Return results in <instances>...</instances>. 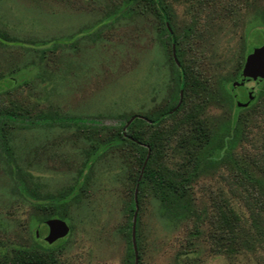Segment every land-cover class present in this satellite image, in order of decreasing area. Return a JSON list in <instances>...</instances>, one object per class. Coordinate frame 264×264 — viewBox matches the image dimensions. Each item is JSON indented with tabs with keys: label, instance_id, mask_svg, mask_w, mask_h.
Instances as JSON below:
<instances>
[{
	"label": "rangeland",
	"instance_id": "rangeland-1",
	"mask_svg": "<svg viewBox=\"0 0 264 264\" xmlns=\"http://www.w3.org/2000/svg\"><path fill=\"white\" fill-rule=\"evenodd\" d=\"M161 4L175 43L142 1L0 0V31L23 43L0 45V79H15L0 83V111L22 119L8 132L10 156L0 143V264L31 250L41 251L47 264H122L134 192L137 264H264V238L253 252L229 253L210 237L211 221L228 209L241 228L251 231L253 220L264 228V80L252 88L250 103L243 88L231 87L246 56L264 47V0ZM172 46L194 82V93L179 104ZM170 106L176 111L158 126L131 129L158 135L156 152L143 164L178 181L193 170L187 164L192 146L183 144L193 125L184 117L197 110L213 138L215 164L186 181L181 204L189 211H165L149 181L134 183L142 154L115 131L131 115L152 117ZM48 113L100 129L37 118ZM234 121L235 130L226 131ZM25 187L46 198L77 193L62 219L69 232L53 251L33 240L49 213L23 197Z\"/></svg>",
	"mask_w": 264,
	"mask_h": 264
},
{
	"label": "trees",
	"instance_id": "trees-1",
	"mask_svg": "<svg viewBox=\"0 0 264 264\" xmlns=\"http://www.w3.org/2000/svg\"><path fill=\"white\" fill-rule=\"evenodd\" d=\"M132 1H142L145 5H149L150 8L155 10L160 19V25L163 32L167 35L168 40L175 43L173 37H171L168 29L165 24L167 21L164 8L161 4V0H132ZM260 33V32H258ZM257 35V34H256ZM258 36V35H257ZM259 38V36H258ZM260 39V38H259ZM262 43V42H261ZM23 43H19L15 39L8 37L5 33L0 31V45L1 46H14L20 45ZM249 51V50H248ZM176 52V51H175ZM178 56L177 53H175ZM176 70L177 77V91H176V100H179V92H181V101L184 96L189 93H194L193 85L194 82L190 78L188 69L184 68L182 65L176 66L173 63ZM237 78H234L235 80ZM15 79L13 78H1L0 83L5 86L13 85ZM264 95V92L262 91ZM223 94V97L228 100L229 95ZM181 105L177 107L176 110L179 109ZM175 106L170 108L163 109L159 111L152 117H144L140 115H131L124 124L115 127L116 136L119 140L134 146L138 153H141V157L139 159V174L135 177L134 183L139 187L143 180L149 181L152 188L153 196L159 201L160 205L163 207L165 211H189V207H184L181 203L184 202L185 198V190H186V181H189L193 174L199 172L203 169V166L211 169L212 164H215L211 159V143H213V138L209 135V133L205 132L204 125L202 121H200L197 117V110L190 109V112L185 115L184 122L190 123L193 125L192 137L189 140L185 139L183 144H190L192 147L187 151L188 163L193 162L192 171L186 175L184 179H180L178 181H174L172 179H165L162 174L158 171L152 170L148 168V162H145V156L149 154V159L151 157L152 152H156L157 150V142L159 141L158 135L153 134L152 136L147 137L146 133L143 129L134 130L131 127L135 124L138 125H153L158 126L166 117H169L174 110ZM44 119H49L51 123L63 125V124H72L74 127L80 130H96V132L100 129V126L94 125V123L89 122L87 119H79V118H67L64 121H61V117L56 113H48L43 114ZM130 119L129 125L124 127L125 123H127ZM18 120H22L20 118L19 113H15L9 110H1L0 111V143L5 147L6 154L8 156L11 155L10 150L7 145V136L9 129L14 126ZM92 121V120H90ZM123 123V122H122ZM235 121L232 124L227 125L226 131L232 129L235 130ZM223 137V136H222ZM222 137L219 138L220 142ZM216 146H218L216 144ZM10 153V154H9ZM186 183V184H185ZM22 195L24 198L28 199L33 206L37 208H41L43 210L48 211L49 217L42 219L35 229H42V227L48 225V218H58L63 219L64 213L67 210V206L69 205L68 199L71 201L77 200V193L72 190L64 191L63 193H58L53 198H46L40 196L36 190L32 188L25 187L23 189ZM131 211L134 210V205L132 203ZM65 222V221H64ZM66 223V222H65ZM46 224V225H45ZM67 224V223H66ZM68 226V225H67ZM212 233L211 239L215 242L217 246L224 247L225 250L229 253H235L239 250L253 252L258 245L261 244L262 238H264V228L258 222L254 221L251 224V231L245 230L241 228L239 219L233 210L228 209L226 211H221L218 213V216L211 221ZM69 228V226H68ZM34 229V230H35ZM33 240L38 247H40L44 251H53L55 250L60 243L64 241V238L58 239L52 244H47L44 241L37 239L34 237L33 232ZM51 259V256L48 258ZM134 256L133 250L131 247V243H128V247L124 254V259L122 264H134L133 263ZM5 264H47L44 255L37 251H25L23 255L19 256L14 261L5 263Z\"/></svg>",
	"mask_w": 264,
	"mask_h": 264
},
{
	"label": "water",
	"instance_id": "water-1",
	"mask_svg": "<svg viewBox=\"0 0 264 264\" xmlns=\"http://www.w3.org/2000/svg\"><path fill=\"white\" fill-rule=\"evenodd\" d=\"M165 26L168 29L166 24ZM263 50H264V47H261L257 50H253L250 54L246 56L244 66L242 67V70L239 76V81L233 82L231 84L232 88L239 87V88H245L247 90L248 89L250 90L257 83L256 77H259L260 79L263 77L264 75V52ZM171 55H172L174 64L178 66V63L175 58L173 46H172ZM248 99H250V97ZM180 100H181V92H179L178 104ZM237 106H239V104H237ZM131 120L132 119H130L126 123V125L129 124ZM135 196H136V193L134 192V199H133L134 213H133L132 225H131V247L133 250L134 264H137V252H136L135 243H134V229H135L136 210H137V206L135 204ZM47 226L49 227V230L46 232H43L39 229L34 230V237L44 241L47 244H52L58 239L64 238L69 232V228L67 224L63 220L58 219V218L49 219Z\"/></svg>",
	"mask_w": 264,
	"mask_h": 264
},
{
	"label": "flooded vegetation",
	"instance_id": "flooded-vegetation-1",
	"mask_svg": "<svg viewBox=\"0 0 264 264\" xmlns=\"http://www.w3.org/2000/svg\"><path fill=\"white\" fill-rule=\"evenodd\" d=\"M244 63H245V61H243V66H244ZM256 78H257V83L253 87L260 85V83L264 80V75L261 79L259 77H256ZM252 88H251V90H249V89L247 90V89L243 88V95L246 97L247 103H250L255 98L254 91L252 90ZM249 97H250V99H248ZM243 107H246V104H244Z\"/></svg>",
	"mask_w": 264,
	"mask_h": 264
}]
</instances>
